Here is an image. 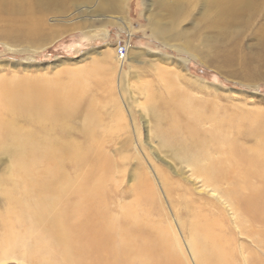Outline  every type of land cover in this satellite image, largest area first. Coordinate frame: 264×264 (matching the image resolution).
I'll use <instances>...</instances> for the list:
<instances>
[{"label":"rangeland","instance_id":"obj_1","mask_svg":"<svg viewBox=\"0 0 264 264\" xmlns=\"http://www.w3.org/2000/svg\"><path fill=\"white\" fill-rule=\"evenodd\" d=\"M120 41L128 44L122 59L115 53ZM72 77L83 85L62 137L84 145L85 124L95 122L100 149L113 166L107 206L114 215L146 178L155 199L140 208L174 234L184 264H198L189 243L196 213L215 219L213 229L232 264H246L251 251H262L241 232L238 217L251 216L226 198L230 183L212 189L163 143L148 96L159 113L178 99L190 112L179 113L180 123L193 110L206 117L202 130L217 123L241 145L254 147L253 131L264 124V0H0V79L63 84ZM160 125L168 127L167 119ZM9 164L0 153V176ZM245 225L256 233L263 229L259 220Z\"/></svg>","mask_w":264,"mask_h":264},{"label":"bare ground","instance_id":"obj_2","mask_svg":"<svg viewBox=\"0 0 264 264\" xmlns=\"http://www.w3.org/2000/svg\"><path fill=\"white\" fill-rule=\"evenodd\" d=\"M165 76L171 88L172 78ZM57 81L23 79L14 84L0 79V153L10 159L6 175L0 176L5 200L0 211V263L15 258L19 264H184L174 234L140 208L155 199L146 178L135 184L133 200L122 205L119 215L109 210L107 185L113 166L100 149L95 122L85 124L84 145L62 137L70 128L67 120L83 83L75 77L63 84ZM178 101L163 114L154 96H148L159 122L156 133L212 189L223 181L230 183L226 191L223 188L226 198L251 216L238 217L241 232L262 249L247 254L246 264H264V124L253 131L256 145L243 146L218 130L217 123L202 130L206 117L193 110L189 121L180 123L178 115L187 107ZM164 119L165 128L160 125ZM201 215L189 220L190 248L198 264H232L223 237L213 229L215 219ZM247 220H259L262 231L246 229Z\"/></svg>","mask_w":264,"mask_h":264},{"label":"built area","instance_id":"obj_3","mask_svg":"<svg viewBox=\"0 0 264 264\" xmlns=\"http://www.w3.org/2000/svg\"><path fill=\"white\" fill-rule=\"evenodd\" d=\"M128 44L124 41H120L118 44V47L115 48V53L119 57V59H122L126 55Z\"/></svg>","mask_w":264,"mask_h":264}]
</instances>
